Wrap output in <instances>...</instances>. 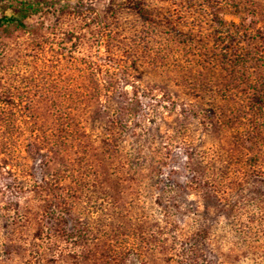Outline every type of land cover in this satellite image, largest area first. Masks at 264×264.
<instances>
[{"label": "rangeland", "instance_id": "obj_1", "mask_svg": "<svg viewBox=\"0 0 264 264\" xmlns=\"http://www.w3.org/2000/svg\"><path fill=\"white\" fill-rule=\"evenodd\" d=\"M69 1L0 31V264H264V0Z\"/></svg>", "mask_w": 264, "mask_h": 264}, {"label": "trees", "instance_id": "obj_2", "mask_svg": "<svg viewBox=\"0 0 264 264\" xmlns=\"http://www.w3.org/2000/svg\"><path fill=\"white\" fill-rule=\"evenodd\" d=\"M51 4V3H50ZM48 5V2H45V0H28L27 2H22L21 4H16L11 6V11L13 12L14 16L11 20L8 22H3V20H0V31L2 29L7 28L8 26H14L15 28H25L26 27V21L30 19L32 16L37 14L38 12L42 11V6ZM78 9L76 7H72L70 4V1L67 0V2L64 4V6L61 8L62 13H75ZM54 146V143H53ZM63 187L61 183V178H57L55 182L50 183L48 187V200H49V206L50 210L49 213H51V216L61 226L62 223H65V227L67 231L74 232V226H69V220L60 216L58 214V211L62 209V206H64V195H63ZM68 216H70L68 214ZM101 256V260L103 259ZM105 258V257H104ZM100 259V258H99Z\"/></svg>", "mask_w": 264, "mask_h": 264}]
</instances>
